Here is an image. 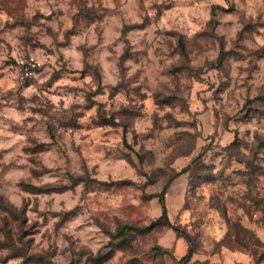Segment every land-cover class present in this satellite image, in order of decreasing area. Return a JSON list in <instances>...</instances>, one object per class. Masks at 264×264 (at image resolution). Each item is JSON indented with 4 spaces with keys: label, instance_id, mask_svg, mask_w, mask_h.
<instances>
[{
    "label": "clouds",
    "instance_id": "obj_1",
    "mask_svg": "<svg viewBox=\"0 0 264 264\" xmlns=\"http://www.w3.org/2000/svg\"><path fill=\"white\" fill-rule=\"evenodd\" d=\"M28 5L29 27L18 25L0 8V198L18 215H26L28 226H43L41 214H47V225L35 237L37 250L51 253V264H75L85 250L96 256L112 242L108 232L115 234L121 223L128 222L124 210L134 206L137 221L128 235L134 247L148 253L141 264H154L157 258L151 249L155 247L182 255L190 245L174 228L157 224L151 234L136 231L164 215L165 205L158 198L145 201V193H163L175 185L181 205L194 195L205 197L201 211L216 221L205 240L209 252L219 244L226 264H257L249 248L229 246L232 227L222 210L211 206L212 185L206 177L227 168L226 174L238 179L253 159L264 168V148L255 150L257 136L264 138V111L241 115L249 100L255 102L250 107L264 110V102L257 100L264 81H247L255 85L251 90L245 84L251 64L264 70V54L226 57L232 65L231 88L229 74L209 68L208 61L219 55V42L209 35L216 21L220 23L215 31L227 39L229 50L236 41L254 51L264 48V0H89L88 7L98 10L96 19L81 17L76 33L67 37L64 32L76 27L73 17L80 10L79 0H28ZM253 23L254 30L246 27ZM184 38L191 41L187 55L179 51ZM37 40L44 47L37 46ZM201 41L206 44L203 49L197 46ZM10 59L15 64L5 67ZM90 68L99 72V80ZM187 69L199 72V77ZM58 72L63 75L45 87ZM26 81L34 83L25 86ZM92 91L97 94L90 105ZM157 94L161 99L180 96L187 104L160 103ZM101 105L109 117L115 113L119 127L98 126ZM134 106H146L144 114L132 117L123 111ZM74 112H86L81 127L64 119ZM125 126L132 153L124 147ZM37 144L47 147L27 151ZM122 153L133 156L135 167ZM200 156L204 159L198 165ZM89 167L93 177L110 189L113 180H132L138 186L136 196L105 195L97 203V194L78 179L88 175ZM256 175L264 180V174ZM25 184L61 191L33 193ZM237 191L242 196L247 187L240 185ZM238 211L250 231L245 238L250 247L264 252L255 244L259 240L264 245L260 219L264 207L254 209L255 220L244 208ZM191 215L184 214L186 224ZM5 217L10 219L0 211V229ZM21 231L19 222L12 236L0 230V264H25L17 250L31 248L28 242L33 237L22 236ZM188 231L195 236L190 226ZM164 259L174 264L170 256Z\"/></svg>",
    "mask_w": 264,
    "mask_h": 264
},
{
    "label": "rangeland",
    "instance_id": "obj_2",
    "mask_svg": "<svg viewBox=\"0 0 264 264\" xmlns=\"http://www.w3.org/2000/svg\"><path fill=\"white\" fill-rule=\"evenodd\" d=\"M77 0H73V3H76ZM89 0H79L80 10L73 17L76 27L69 29L67 32H64L65 37L69 34H75L77 28L80 25V18H88V19H96L97 9L95 7H88ZM28 0H0V8L6 10L8 14L15 18L16 23L18 25H22L24 27H29L31 21L28 19L27 10H28ZM234 10V9H233ZM216 11V9H214ZM219 11H226L224 9H219ZM62 14V13H61ZM43 14L37 12V16H42ZM33 20L35 17L32 18ZM220 21L214 22L212 25L213 31L209 33V35L216 41L219 42V55L217 58L212 61H208L209 68H219L220 70L229 74V87L231 88V72L232 65L226 59V57L235 56L239 59H248V56L255 57L257 54H264V48H259L258 51H254L249 49L243 43L236 41L233 43V48L229 50L227 39L223 36H220L215 31L216 28L219 27ZM5 28L12 27L11 24H5ZM247 28L254 30L255 24L246 25ZM35 39V34H34ZM59 42V41H57ZM70 43V41H68ZM36 45L39 47H44V45H40L38 40L36 41ZM191 45V41L187 38L181 39L179 43V51L182 55H187V51L189 46ZM201 49H203L206 44L201 41L197 45ZM171 47H175V45H171ZM239 48L240 51H236ZM243 53H248V56H244ZM15 60H8L5 63V67L10 65H14ZM187 68V66H185ZM91 71L97 78L100 79L99 72L96 69H88ZM189 72H192L191 69H187ZM41 69L39 70V72ZM245 69H240V72H245ZM248 71V75L245 79V84L249 87V90L255 85L247 84L249 80H260L264 81V70H261L258 64H251V68ZM38 72V73H39ZM194 76L199 77V72H192ZM63 75V72L55 73L52 80L48 82L45 87H51L52 84ZM2 78V75H0ZM28 83H34V81H29ZM28 83H25L27 86ZM241 85L237 83L236 87H240ZM259 88L261 89L262 94L257 97L258 101L264 102V82L259 84ZM102 91V89H101ZM128 92L135 91V89L126 90ZM227 91V90H226ZM96 91H92L88 93L89 104L94 103L92 97L96 95ZM157 100L160 103L171 102L173 106L175 103L187 104V101H184L180 96H168L163 97L161 99L160 94H157ZM253 103L252 100H249L244 105V110L241 112L243 115L244 111L250 112L252 114H261L262 111L259 108L250 107ZM146 106H134L130 109H123V111L127 112L132 117L142 116L144 114V109ZM87 118L86 112H74L71 116L65 114V121L67 123L72 124L75 127H81L80 120ZM168 119H172L171 116ZM100 125H115V113H113L110 117L103 105H101L100 110V118L98 122V126ZM199 131V129H197ZM127 132L128 127L125 126L124 134V147L128 149V153H132L133 149L127 142ZM107 134V133H106ZM258 144L256 146V151H259L261 148H264V138L257 136ZM237 143H241V141L237 140ZM47 147L46 145L37 144L34 149H27V151H31L33 153L40 151L42 148ZM128 153H122L127 156L130 162L133 163L135 167V162L133 160V156ZM135 157L139 159V154L136 153ZM204 159L203 156H200L195 161L196 164H200ZM239 162H245L244 160L238 157ZM248 172L241 175L238 179L236 176L232 174H226L227 168L221 170L219 173L209 175L206 179L210 182L212 187L210 191L213 193L211 198V206L217 208L218 210H222V215L224 219L231 225L232 234L229 238V246L231 248H235L237 246L249 248L250 251L253 252L254 257L256 258L257 264H264V252L258 251L257 249H253L250 247V242L245 238L250 235L249 229L246 227L243 218L240 216L238 209L244 208L247 214L255 220V210H260L264 207V180L259 179L256 175L257 171L264 174V168H260V166L255 162V160H248L247 162ZM190 169H188L189 171ZM239 171V170H238ZM93 169L89 167V173L86 177H80L78 179L85 182L92 191L97 194V203L99 202V197L101 196H113V195H122L126 198L135 197L136 191L135 189L138 187L133 184L132 180H113L112 185L113 188L110 189V186L107 183H104L98 179L93 177ZM73 179V183L76 182V178L69 177ZM240 185H245L247 187V191L243 193L241 196L239 194ZM24 188L33 193L39 192H58L61 191L59 188H53L51 186H46L44 188H34L31 185H24ZM105 189H110L107 193L104 191ZM240 191H243L240 189ZM160 193H155L153 195H149L145 193L143 199L145 201H149L152 199V196L158 195ZM205 197L200 195H194L183 205L178 202V189H176L175 185L168 187L166 194L164 196L165 207L167 211V218L169 223L165 222L162 218L159 221H151L150 224L136 228V231L145 232L151 234V229L156 227L157 224L167 225L168 227L174 228V230L178 233V235H182L189 242V248L187 252L182 255H177L176 252H167L162 250L159 247H155L151 249V254L154 255L157 259L154 261V264H167V261L164 257L170 256L174 264H226L224 255L220 252V245L217 244L216 248L209 252L205 247V240L209 239V229H215L216 221L206 212L201 211V206ZM250 202V203H249ZM178 209V210H177ZM0 211L7 212V218H2L4 221V229L6 230L9 236L14 235L16 222H19L21 225V235H31L33 237L28 243L31 245V248H25L17 250L18 255H22L25 257V264H51V253H41L38 251V245L36 244L35 237L40 235V229L47 225V214L42 213L41 215L45 216V224L42 225H32L28 226L27 217L24 214L18 215L15 210H13L10 206L5 204L2 198H0ZM137 212L138 210L134 206H129L124 210V215L127 217V223H121L118 227V230L115 234L108 232L107 227H105V231L108 232L109 235L113 237L112 242L105 246L104 249L101 250L96 256H93L88 251H83L79 253V259L75 261V264H141V258L143 255H147L144 249L136 248L131 243V237L128 235L130 228L132 227V223L137 221ZM186 212H191V217L189 218V224L185 223ZM147 209L145 210L144 215L146 216ZM52 215H61L63 214H55ZM72 216L73 214H69ZM107 217L108 221H111L112 217L108 216L106 213L104 214ZM264 220V217L260 218ZM189 226L195 230V236H193L189 231ZM26 227V231L23 229ZM47 235V233H45ZM255 244L260 247H264L261 245L259 240L255 241ZM123 252V255H118V252ZM76 254H74L75 256ZM87 256L88 259L84 260L83 257ZM208 257V258H205Z\"/></svg>",
    "mask_w": 264,
    "mask_h": 264
},
{
    "label": "trees",
    "instance_id": "obj_3",
    "mask_svg": "<svg viewBox=\"0 0 264 264\" xmlns=\"http://www.w3.org/2000/svg\"><path fill=\"white\" fill-rule=\"evenodd\" d=\"M185 171H188V169H185ZM168 187L165 188L164 192L163 193H160L158 195H154L152 196V198H158L161 202V204L165 205V202H164V196L166 194V191H167ZM165 222L169 223L168 221V218H167V211H166V207H165V210H164V215L161 217Z\"/></svg>",
    "mask_w": 264,
    "mask_h": 264
},
{
    "label": "built area",
    "instance_id": "obj_4",
    "mask_svg": "<svg viewBox=\"0 0 264 264\" xmlns=\"http://www.w3.org/2000/svg\"><path fill=\"white\" fill-rule=\"evenodd\" d=\"M14 64H15V61H14ZM39 68H36V69H34V71H36V72H39ZM29 81H26L25 83H28Z\"/></svg>",
    "mask_w": 264,
    "mask_h": 264
}]
</instances>
